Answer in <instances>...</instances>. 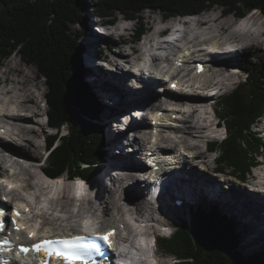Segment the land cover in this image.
Instances as JSON below:
<instances>
[{"label": "trees", "instance_id": "obj_1", "mask_svg": "<svg viewBox=\"0 0 264 264\" xmlns=\"http://www.w3.org/2000/svg\"><path fill=\"white\" fill-rule=\"evenodd\" d=\"M216 7L236 18L254 11L264 15V0H0V65L19 55L47 85V122L55 132L45 140L50 154L43 173L89 179L105 160L100 114L108 106L100 104L87 84L91 70L83 63L82 38L86 30L99 41L106 38L94 31L87 10L109 24L118 17L135 22V39L139 40L149 31L143 22L145 11H160L169 20ZM75 26L80 29L74 30ZM239 64L247 75L245 83L217 109L228 135L222 142H212L209 150L218 157V172L227 174L228 170L246 182L259 163L263 146L254 128L264 118V53ZM65 127L67 133L61 136ZM190 216L187 222L181 220L170 239L159 241L165 254L179 260L177 264H264V251L248 256L240 253V234L217 208L204 211L197 207Z\"/></svg>", "mask_w": 264, "mask_h": 264}, {"label": "rangeland", "instance_id": "obj_2", "mask_svg": "<svg viewBox=\"0 0 264 264\" xmlns=\"http://www.w3.org/2000/svg\"><path fill=\"white\" fill-rule=\"evenodd\" d=\"M96 0H88L89 3ZM95 13L92 9L87 10V17L91 23H97L99 21L98 18H96ZM210 16L219 15L223 17L222 21H232L233 23V30H239V26L241 23H244V28L247 30L252 28L257 22L256 26H258L260 23L263 24V29H261L262 32H264V15L260 11L253 12L249 15H247L244 19V21L238 20L233 15H226L223 13L221 9L218 7L214 8L210 13ZM224 15V16H222ZM124 19L122 17H118L117 21L121 23ZM165 16L160 11H145L143 14V22L148 26V28L151 30L149 34H147V37H143L141 39V42L138 44H132V42L135 39L134 32L137 31V24L135 22H130L127 24L129 27V30H126L122 32V36H117L116 33H113L112 31L109 33L108 36H104L103 33H101L98 27H94V31L98 34L102 35L106 38V41L102 42L98 39L94 38L92 35V32L89 30L85 31V34L82 38L83 47H84V54H83V63L87 67V69L94 72L93 76L90 75V78L86 77V81L88 86L91 89V92L96 95V92L98 93L97 88L100 89V91L108 92L110 98H113L112 100H105L104 102H101V99H99L101 105H107L108 108L102 109V112L100 114V117L102 118V122L104 125V131H103V138H104V145H102L103 150L105 151V160L100 163L98 170L95 174H93L89 179H84L86 182L85 188L90 191V196H87V199L85 202H82L81 205L76 204V200L74 199V189L72 188L74 186L73 180H70L68 177L69 175L64 174L62 178L63 181L58 187H55L53 184H49L50 181L47 179V175L44 174L40 167L43 169L46 167V161L50 154L48 152L46 147V137L50 136L55 131L52 130V128L49 126L47 122V111L49 109L47 103H46V93H47V85L45 83L44 78L40 77L37 73V69L35 67H31L30 65L24 63L19 58V55H13L8 60L5 61V63L1 66L0 65V76L5 78L4 74L12 69H20L22 70L23 74L28 75L30 78V84L29 87L32 89V92L34 93L36 100L35 103H33L34 106H37V110L40 113V117L38 118V122L41 125L36 124V131L38 134L31 135L30 139H34L37 144L36 147H30L28 148L26 145H22L21 147H17L16 153L24 155V157L27 159L25 163L23 164H15L9 161L8 158L6 160L0 159V164L5 170V176H11L16 184V189H19L18 194L20 196H25L31 201L35 202L37 205V213H39L40 219L39 222L42 224L45 222L44 213L47 215L46 219L48 221H51L54 225L53 227H48V229L51 230H57V233H60L65 229V227L60 228V225L64 224V216L66 214H71L74 216L71 218V224L75 228L74 230H77L79 226V219L81 217L85 216H96L99 217L103 209L105 208L104 200L101 198H98V191L101 188V186L104 187V199L108 198L109 196H112L116 198V200L119 202L118 206L121 207L120 212L113 213L112 216H108L107 218L103 219L102 226L103 230L109 228V226H118L119 223L124 220V218H128V215H125L127 213V209H132L131 203H126L124 200V196L127 193L128 188V181L127 177H125V173L121 175L120 171L117 173L115 169H110L109 162L111 159L116 157H121L124 153H128L131 150L128 146L125 147V151L120 149H113L114 139L110 138V135L116 134V136H120V127H122V124L119 126H116L115 123L120 121V118H117V120H114L115 116L114 113H117L120 115L121 112H123V107L126 106V104L122 103L121 106L117 107L118 100L121 99V93L122 91H114L113 93H110V91L115 90L114 84L111 83V81L103 80L102 84L101 82L98 84H95L94 81L100 80L103 78L111 77L112 79H121L125 78L129 82L128 85L133 86L134 80L132 76L129 75L125 76L122 70L116 69L113 64L119 63L121 64V67H123V61H121L118 56V52L128 50L130 51V48L135 49H142L143 46H145L144 42L148 37H150L154 32H156V29L160 26L161 23H165ZM189 20V18H171L168 23L169 27L174 23H178L179 21ZM103 21V20H102ZM106 22V21H103ZM165 23V24H166ZM96 26V25H95ZM181 28L183 29L184 26L181 25ZM254 28V27H253ZM80 29L79 26H75L74 30ZM119 29V27H117ZM164 29V27H163ZM118 31V30H117ZM125 41V45L122 43ZM111 45L116 46L114 48L110 47ZM131 52V51H130ZM141 52V51H140ZM177 53V52H176ZM264 53V35L261 37V44L256 45V49L251 51L250 53H241L237 56L232 57L231 61L232 63H239V61H254L257 60L258 57ZM141 54V53H140ZM110 56L107 58L106 56ZM138 55L132 57L131 61H134L135 58H137ZM231 70L233 74L237 75L234 77L233 84L229 83V86L224 87L225 90L223 93H221V97L218 99L210 98L208 100L211 101L212 104L215 105L216 110L218 109V106L222 102V100L235 92V90L242 84L245 83V79L247 78L246 72L242 69L232 68ZM113 72H111V71ZM91 72V73H92ZM123 74V75H122ZM122 75V76H121ZM145 76V75H144ZM10 77H15V79H22L21 76L17 77L15 73H12ZM148 79L147 77H145ZM106 82V83H105ZM158 89H161L160 87ZM157 89V91H158ZM126 91V90H124ZM221 91H219L220 93ZM127 93V91H126ZM116 96H113V95ZM125 94V93H124ZM118 95V96H117ZM126 95V94H125ZM113 96V97H112ZM119 97V98H118ZM128 99V95H127ZM162 102L164 100L163 97L159 98ZM114 100V101H113ZM123 101V100H122ZM128 102L130 103V100L128 99ZM154 102V101H153ZM116 104V106L114 105ZM128 103V104H129ZM127 104V105H128ZM210 107V106H209ZM211 108V107H210ZM109 109V110H108ZM114 109V110H112ZM112 110V116L109 121L103 119L104 116L109 115ZM121 110V111H120ZM219 116V115H218ZM176 117V116H175ZM172 118V116L167 119L166 122L176 124L178 126L181 125L179 123V120L177 122V118ZM171 119V120H170ZM222 119V116H219V120L214 121V123L220 127L219 131H215L214 129L211 131H214V133L211 134V131L206 133V136H209L210 134L215 137L216 139L222 141L226 135H228L227 131L225 130V124ZM137 120L134 121L136 123ZM133 123V122H132ZM167 124V123H166ZM204 123L200 122L197 124V126H203ZM113 128V129H112ZM116 130V131H114ZM254 130L260 134V137L262 136V132L264 131V123L261 125H257ZM216 132V133H215ZM67 133V127H65L61 131V136L65 135ZM114 134V136H115ZM208 134V135H207ZM143 135V133L141 134ZM202 135L201 139H198V142L200 143V152L204 153V160H196L194 161V167L196 169L191 172H185L182 173L183 176L186 178H192L195 181L196 185L204 186L206 188V191L209 189H213L214 194L209 196H204L199 198L198 196H193L192 198L189 196V191L192 189V187H188L187 190H183L184 192H188V197L185 198L182 195V192L177 194L178 196L174 195H162V200L158 201L155 200V198H152V200L147 199V206L148 207L145 211L144 209L147 207L145 206L144 209L140 210L138 205H133L134 209L136 208L140 210L138 215H140L142 218L149 219L153 221L154 223V236L155 238L159 239L160 237H163L166 233L165 225H171L173 228H175V231L180 228L181 220L183 221H189L191 216L190 213L195 208H201L204 211H208L211 208H217L219 212L222 215H226L229 220L233 221L236 231L240 234V242L238 246V250L241 254L248 256L253 251L259 252L264 251V194H259L256 191V183L261 184L264 183V176H259V173L264 170V166L260 168H255L250 175L249 179L245 182V184H242V182H239L235 177H232L230 175V171H226L227 174H215L213 172V169H216L217 167V161H215L217 157L214 153H205L206 149V139L207 137ZM144 136V135H143ZM176 136L178 134L176 133ZM264 136V135H263ZM262 136V137H263ZM123 137L122 143H130L131 141V134L128 135L129 140L127 141V138L125 136ZM12 140L13 147H16L18 143H22L20 138L19 140ZM219 141V142H220ZM133 147V146H132ZM178 150L182 151L183 147L178 146ZM261 157L259 159L260 162H264V143L260 150ZM138 158H141L143 161L145 159L143 158L142 152L137 154ZM113 157V158H111ZM142 161V162H143ZM206 161V164L203 165L202 163ZM202 162V163H201ZM145 164V162H144ZM36 165V168H35ZM180 165V164H179ZM178 165V166H179ZM23 168L26 169L23 171ZM111 170V172H108V170ZM27 171V172H26ZM25 173V174H24ZM42 173V174H41ZM112 173V174H111ZM27 174V175H26ZM106 174L110 175L112 178V175H114L116 178L119 176H123L125 178V183L120 187H115L113 183H110V180L108 177H106ZM180 174V173H179ZM176 175V174H175ZM181 175V174H180ZM67 177V178H66ZM42 179V183L40 182V179ZM98 179V180H97ZM263 179V180H262ZM203 183V184H202ZM28 184H32L35 186L33 189L32 187H26ZM98 184V187H97ZM0 198H2L3 193H5L8 189L3 181L0 179ZM84 188V189H85ZM144 188V187H142ZM148 198V197H147ZM62 201V202H61ZM153 201V202H151ZM56 202H59V206L62 203L63 206L57 207L55 205ZM130 204V205H129ZM153 204V205H152ZM156 204V205H155ZM201 204V205H199ZM123 210V211H122ZM124 212V213H123ZM128 214V213H127ZM145 214V215H144ZM49 218V219H48ZM54 218V219H53ZM140 219V218H139ZM161 220L162 222H158L157 220ZM114 221L115 224H112ZM141 223L143 220H140ZM164 225H163V224ZM162 224V225H161ZM143 226V225H142ZM153 226V225H152ZM142 228V227H141ZM53 230V231H54ZM48 231V230H47ZM67 231V230H65ZM50 232V231H49ZM163 239H160L161 241ZM160 248V249H159ZM159 250L162 256H163V262L165 264H177L179 263V260L172 256H168L165 254V252L161 249L159 243ZM143 251V250H142ZM137 258V257H136ZM138 261V260H137Z\"/></svg>", "mask_w": 264, "mask_h": 264}, {"label": "bare ground", "instance_id": "obj_3", "mask_svg": "<svg viewBox=\"0 0 264 264\" xmlns=\"http://www.w3.org/2000/svg\"><path fill=\"white\" fill-rule=\"evenodd\" d=\"M224 16V15H222ZM226 16V15H225ZM211 19L208 21L209 26H207V29L205 30L206 33H203V36L205 37V40H200V36H198L194 41H190L189 36L190 33L192 32V24L189 20H184V21H179L178 23L173 22V26L178 27V25L184 26L182 29H178L175 33H177L178 37L181 39L180 42L183 44V46H175L173 43H165L166 46H163L158 42L157 40H153L154 36H151L149 39L151 41L155 42L152 45H149L148 43H145V46L142 47L143 51L141 49H135V48H130V51L125 50L118 52V56L121 59H124L127 61V64L131 65L135 60H144L146 56L151 57V70H150V79L147 81L145 79L146 75L145 74V69L141 70L140 74L135 75L134 72H128L126 71L127 69L123 66L121 67V64L119 63H114L113 66L116 67V69L122 70L125 76H132L133 80L138 81L137 86H142L141 88L136 87V85H128L129 82L127 79L124 77L121 79H112L111 77L108 78H103L99 77L100 80L94 81L95 84H99L103 80H108L111 81V83L114 84L115 90L110 91V93H113L114 91H122L126 94V98L122 100L119 99L118 101V106H121L122 103L126 104V106L123 107V112L118 115L117 113H114V120H117V118H120V121L116 122V126H120L122 124V127L119 129L120 131V136H112L110 135V138L114 139V144L113 149H120L125 151V147L131 148L132 152L131 154L124 153L121 157H116L111 159L109 162L110 169H115L116 172L118 173L120 171L121 175L125 173V177H127L128 181V188H127V193L123 197L126 203H131L132 209H127V213L125 215H128L129 221L133 220V217L130 215H136L138 219L136 220L139 222L140 220H143L144 222L151 223L153 224L152 228L154 229V223L153 221L149 219H144L140 215L136 214L140 210L144 209L145 206H147V199L152 200V198H155V200L158 199V201L162 200L164 195L169 194L178 196L177 194L180 195V193L184 190H187L188 187H192L189 191V196L192 198L193 196H198L199 198L204 197V196H209L214 194L213 189H209L206 191V188L204 186H199L195 184L194 179L192 178H186L185 176L182 175L185 172H191L196 169L194 167V161L196 160H201L203 161L204 159V153L200 152L199 148L200 143L198 142V139H201L203 134H206L207 132L211 130L219 131L220 127H218L213 121H210L207 117H203L201 115L207 116L212 113V110L215 111V113L218 115V112L216 110L215 105L211 106L209 104L208 99L214 98L216 95V92L222 91L225 88L228 87L229 83L233 84L234 77L237 75L233 74L231 70L232 68H242L239 63H232V56L235 54H241V53H250L254 49H256V45L261 44V37L264 35V32L261 31L263 29V24L260 23L258 26H256V23L252 28L246 29L244 28V23H241L239 26V30H233L232 26L233 23L232 21L226 20L222 21L221 17L218 15H214L210 17ZM241 21V20H240ZM165 32V31H163ZM163 32L158 31L157 34L162 36ZM226 40L228 42H232L233 44H240L241 48L238 49V51H232V49H226L225 50V44H218L217 40ZM191 42V43H190ZM123 44L125 41L122 42ZM191 47H188L189 45ZM212 43V46L214 48H217L221 50L222 52L218 53H205L203 50H195V47ZM126 44V43H125ZM124 44V45H125ZM158 50H163L166 52V55L164 57H160V54L157 53ZM141 51V52H140ZM177 52V53H176ZM141 53V54H140ZM185 53H189L187 57V61H184L188 65L191 64L192 59L194 57L200 56L201 60H203L204 65L206 68L205 69V74L202 76H198V79H201L202 82V90L204 91H210L209 93L199 94L194 98H189L187 95L183 94H178L176 92H173V89L171 87L172 81L167 86L164 83H161L158 78L159 75V62L163 61L164 63H169L172 67L177 66L179 64L178 60L174 59L178 55H182ZM138 55V57L134 60H132V57L134 55ZM191 54V55H190ZM232 55V56H228ZM109 58L110 56H106ZM185 63H180L183 64L182 66H185ZM196 63V62H195ZM147 73L149 72V69H146ZM111 71V70H110ZM114 71V70H113ZM111 71V72H113ZM92 72V71H91ZM12 73H15L17 77L21 76L22 79H15V77H10ZM94 72L90 73L91 76H93ZM142 73V74H141ZM123 75V74H122ZM121 75V76H122ZM145 75V76H144ZM5 78L0 76V131L2 129L7 128L6 126L10 127V130H13L15 132V135L13 137H17L18 139L20 138L22 143H18L16 147H13V144L9 140H3L0 139V159L6 160L7 155H12V158H25L24 155L17 154L16 153V148L21 147L22 145H26L28 148L30 147H36L37 144L34 139H30L31 135L38 134L36 131L37 125H41L37 120L40 117V113L37 110V106H34L33 103H35L36 97L34 93L32 92V89L29 87V82L30 78L28 75L23 74L22 70L20 69H15L12 68L8 70L4 74ZM191 80H195L196 77L194 74L190 75ZM106 83V82H105ZM160 87L161 89H158ZM158 89V91H157ZM98 93L96 92V95L98 96L99 99H101V102L105 100H112L113 98H110L109 91L108 92H101L99 88H97ZM126 90V91H124ZM215 92V93H213ZM130 100V103L128 102L127 99ZM113 96H116L115 94ZM112 96V97H113ZM118 96V95H117ZM160 97H163L164 100L161 102ZM119 98V97H118ZM208 98V99H207ZM114 101V100H113ZM154 101V102H153ZM188 102H194L193 105L191 106L192 112L191 114H187L186 112L182 111H177L172 110V108H169V105H172V107H180L186 105ZM199 102V103H197ZM129 103V104H128ZM147 104L149 105V109H153L158 111V113H163L164 118H162V126L159 129V136L157 138V142H161L162 144L165 145V150L163 153L166 154H175L178 158L176 162H172V164H180L181 166H176L174 170L171 172L169 171L162 180V183L157 185L156 183L148 182V183H143V180L135 174L136 169H146L147 167L146 162L144 164V161L141 158H138L137 154L141 153L142 151H145L146 153H149L152 151V148L154 146L153 143V137H150L148 135V132L154 131L153 127H151V123L149 122L148 119H144L143 122H138L134 123V119H132L134 116L131 112L127 111L130 110L129 105H134V104ZM128 104V105H127ZM200 104V105H198ZM116 106V104L114 103ZM211 106V108L209 107ZM114 110V109H112ZM111 110V112H112ZM108 111V110H107ZM121 111V110H120ZM7 112V113H4ZM110 112V111H108ZM109 113V115L104 116L103 119L109 121L111 118L113 119L114 116H112V113ZM136 112V111H135ZM177 115V118L179 120V123H181L180 126L173 123L166 124L165 121L168 119L170 116L174 118V116ZM117 117V118H116ZM101 118V117H100ZM102 119V118H101ZM176 119V118H175ZM171 120V119H170ZM133 122V123H132ZM200 122L204 123V125L201 127L197 126ZM2 125H5V127H2ZM113 129V128H112ZM116 131V130H114ZM1 133V132H0ZM129 133H135V142L136 145H131L128 143H122L123 137ZM143 133V135H141ZM176 133L178 136H176ZM216 133V132H215ZM206 136V135H205ZM125 138V137H124ZM133 146V147H132ZM178 146H182L183 149L187 152L191 151L190 157H185V154L178 150ZM116 151V150H115ZM191 154H194L193 156ZM148 155V154H147ZM27 159L25 158L24 161ZM194 160V161H193ZM22 161V160H20ZM143 161V162H142ZM202 163V162H201ZM203 165L206 164V161L202 163ZM36 168V166H35ZM108 170V172H111V170ZM26 170L23 168V171ZM40 170L43 172V169L40 167ZM5 170L0 164V179H7V176H5L4 173ZM27 172V171H26ZM181 175H180V174ZM25 174V173H24ZM42 174V173H41ZM112 174V173H111ZM176 174V175H175ZM27 175V174H26ZM142 176V175H141ZM259 176H264V170H262L261 173H259ZM106 177L111 178L110 175L106 174ZM49 178V176H47ZM40 179V178H39ZM42 179H40V182ZM98 180V179H97ZM125 178L123 176L115 177L112 175L111 182L115 187H120L125 183ZM263 180V179H262ZM8 184L13 187L15 182H9ZM78 184V185H76ZM203 184V183H202ZM77 186H83L84 184L82 182L80 183H74V186L72 188H76ZM1 187V185H0ZM26 187H32L33 189L35 188L34 185L28 184ZM98 187V184H97ZM145 187V188H142ZM1 190V189H0ZM182 192L183 197L187 198L188 197V192ZM259 194H263L261 191H257ZM14 194L16 196H20L18 194V191H14ZM163 195V196H162ZM148 197V198H147ZM152 197V198H151ZM98 198L103 199L105 208L103 209L102 214L99 216L100 217V224L101 228L103 229V219L107 218L108 216H112L113 213L115 212H120L121 207L118 206L119 202L116 200V198L109 196L108 198L104 199V187L101 186V188L98 191ZM62 202V201H61ZM153 202V201H151ZM264 202V201H263ZM1 204V203H0ZM82 204V203H81ZM80 204V205H81ZM138 205L140 210L136 208L134 209L133 205ZM55 205L57 207L63 206L61 203L59 206V202H56ZM130 205V204H129ZM153 205V204H152ZM156 205V204H155ZM264 205V204H263ZM151 205H148L144 211L150 207ZM123 211V210H122ZM46 213V212H45ZM44 213V220L47 222L49 225V228L52 225L51 221H48L46 219V214ZM124 213V212H123ZM145 215V214H144ZM39 219L40 216L38 215ZM74 217L71 214H66L64 216V224L60 225V228L65 227V229L61 232H64L67 230V232L74 231V227L71 224V218ZM94 218H97L94 216ZM140 218V219H139ZM49 219V218H48ZM54 219V218H53ZM112 224H115V222L110 220ZM158 222H162L161 220H157ZM163 224V223H162ZM161 224V225H162ZM119 227L123 228V230L126 232H131L129 233V237H127V240H132L130 245L135 243V235L133 233L135 232L134 230H131L130 227L127 224L126 218L122 220L119 223ZM164 225V224H163ZM117 226H110V229H117ZM48 230V229H47ZM47 230H44L45 232H49ZM50 232H53V230H50ZM79 232V231H76ZM132 235L133 237H131ZM160 249V248H159ZM157 250L155 252L156 254V259L160 262V264H165L163 262V256L161 255L162 253L160 250ZM161 253V254H160ZM23 264H31L32 260L29 258L22 259L20 263Z\"/></svg>", "mask_w": 264, "mask_h": 264}, {"label": "snow or ice", "instance_id": "obj_4", "mask_svg": "<svg viewBox=\"0 0 264 264\" xmlns=\"http://www.w3.org/2000/svg\"><path fill=\"white\" fill-rule=\"evenodd\" d=\"M109 235H111V234H109ZM109 235H106L105 237H104V239L105 240H108L109 239ZM65 244H68V242H64ZM68 246H72V245H68ZM36 250H39V248L37 247V249ZM24 251H27V249H24Z\"/></svg>", "mask_w": 264, "mask_h": 264}, {"label": "water", "instance_id": "obj_5", "mask_svg": "<svg viewBox=\"0 0 264 264\" xmlns=\"http://www.w3.org/2000/svg\"><path fill=\"white\" fill-rule=\"evenodd\" d=\"M171 226V225H170ZM171 228H172V234H171V236H173L175 233H176V231H175V228H173L172 226H171ZM171 238V237H170ZM169 238V239H170Z\"/></svg>", "mask_w": 264, "mask_h": 264}]
</instances>
